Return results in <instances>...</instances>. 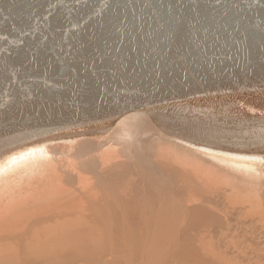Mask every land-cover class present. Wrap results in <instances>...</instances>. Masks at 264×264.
<instances>
[{
  "label": "water",
  "instance_id": "1",
  "mask_svg": "<svg viewBox=\"0 0 264 264\" xmlns=\"http://www.w3.org/2000/svg\"><path fill=\"white\" fill-rule=\"evenodd\" d=\"M132 113L264 153V0H0V157Z\"/></svg>",
  "mask_w": 264,
  "mask_h": 264
},
{
  "label": "bare ground",
  "instance_id": "2",
  "mask_svg": "<svg viewBox=\"0 0 264 264\" xmlns=\"http://www.w3.org/2000/svg\"><path fill=\"white\" fill-rule=\"evenodd\" d=\"M0 264H264V153L147 113L0 157Z\"/></svg>",
  "mask_w": 264,
  "mask_h": 264
}]
</instances>
